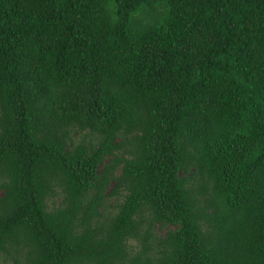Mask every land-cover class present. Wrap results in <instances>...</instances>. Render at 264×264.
Wrapping results in <instances>:
<instances>
[{"label":"trees","instance_id":"trees-1","mask_svg":"<svg viewBox=\"0 0 264 264\" xmlns=\"http://www.w3.org/2000/svg\"><path fill=\"white\" fill-rule=\"evenodd\" d=\"M0 191V264H264V0H0Z\"/></svg>","mask_w":264,"mask_h":264},{"label":"rangeland","instance_id":"rangeland-1","mask_svg":"<svg viewBox=\"0 0 264 264\" xmlns=\"http://www.w3.org/2000/svg\"><path fill=\"white\" fill-rule=\"evenodd\" d=\"M77 138L80 140L81 135L79 134V135L77 136ZM89 139H92V135H90V134L85 135V140H89ZM0 193H1V191H0ZM113 202H114V201H113L112 198L108 199V200L106 201V207H107L108 209H110V204H112ZM111 209H112V208H111ZM103 213H104V212H103ZM159 230H161V231H159V232H164V231H165V229H159Z\"/></svg>","mask_w":264,"mask_h":264}]
</instances>
